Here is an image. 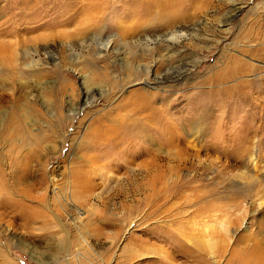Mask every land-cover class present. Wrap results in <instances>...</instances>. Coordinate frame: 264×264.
Here are the masks:
<instances>
[{
    "label": "rangeland",
    "instance_id": "1",
    "mask_svg": "<svg viewBox=\"0 0 264 264\" xmlns=\"http://www.w3.org/2000/svg\"><path fill=\"white\" fill-rule=\"evenodd\" d=\"M166 12L185 16L174 25L183 33L178 41L132 42L134 22ZM164 45L176 53L172 64L186 62L192 75L169 88L173 70L163 91L150 88L157 94L150 105H140L134 92L141 86L129 83L140 75L132 55L147 67ZM221 51L249 69L218 82ZM239 82L247 85L230 92ZM152 106L166 110L161 125ZM179 122L202 133L187 150L195 166L164 173L156 194L136 188L139 174L123 182L122 155L105 168L97 161L108 153L104 131ZM157 142L170 151L167 140ZM243 171L257 180L245 182L254 193L228 194L224 187ZM179 182L184 196L172 185ZM72 206L82 225L73 223ZM160 224L168 235L182 231L181 245L159 235ZM140 243L155 252L130 261ZM0 246V264L255 262L257 247L264 248V0H0Z\"/></svg>",
    "mask_w": 264,
    "mask_h": 264
},
{
    "label": "bare ground",
    "instance_id": "2",
    "mask_svg": "<svg viewBox=\"0 0 264 264\" xmlns=\"http://www.w3.org/2000/svg\"><path fill=\"white\" fill-rule=\"evenodd\" d=\"M160 6H161V4H160ZM163 7L165 8V5ZM163 7L161 9H163ZM234 11H238V9H234ZM156 16H157V18L155 17L156 19L148 20L149 19L148 18L145 20H137L136 22H134V24L132 23L133 28L132 27L131 28L134 31V32H132V34H134V35L137 34V35H135L136 39L134 38V40H132L133 43L136 44V42H138L139 40H141V41L147 40V38H151L152 36L153 37H159L162 39L165 38L166 40L178 41L179 36L183 35V33H180L179 31H174V25L178 21L183 19V17H185L184 15L177 18V17H175L174 13L171 14L170 12H166V13H161L160 15H156ZM177 25H179V24L177 23ZM135 28H137V29H135ZM157 28L161 29L158 31H160V33H163V34H160L158 31H156ZM142 29H144V30H142ZM253 35L256 36V32L255 33L253 32ZM246 36L247 35H245V37ZM250 36H249V38H250ZM259 36H261V35H259ZM164 46L167 48L163 47V49H162V46H161L159 52L157 53L158 56L156 54L157 57L155 59H153V61L151 60L152 65L150 64L147 67L145 65L139 63V62H141V57H140L141 55H134V54L132 55L133 56L132 60L134 63H136V71L140 75L138 78L130 81L129 83L132 84L133 82L136 83V81H137L136 84H140L141 89L136 90V92H134V96L136 97V101L138 103H140V105L141 104L142 105L143 104L144 105H150V102L154 98H156V95H157L156 93H151L150 91H154V92L159 91V90L163 91L165 86L163 87L162 83H163L164 79L170 78L169 73H172L173 70L174 71L176 70V73H175L176 76H173V78H172V79L176 80L175 81L176 84H174L173 86H169V88L179 86L180 84L187 82V80H189V78L186 79V76L192 75L191 73L193 71L191 69H189V67H187L186 62H181V63L176 62V64H172L171 61L173 59L177 58L176 53H170L167 50L170 47L169 45H164ZM226 50L229 51V49H226ZM142 54H144V53H142ZM220 56H222L220 58H224L226 60V63H224V67H222L223 70L221 72H223V73L220 74L222 76L218 77V79H217L218 82H221V81L223 82L229 78L235 77V75L237 74L236 72L247 71L249 69V68H247V66L242 67L244 65H242L241 62L239 63L236 60L237 58L231 56L227 52L221 51ZM137 59H139L138 60L139 62L136 61ZM153 68H155V71H153ZM149 77H151V78H149ZM148 79L153 81V84L151 87L149 86V82H147ZM86 80H87V78L83 77L82 85L87 83ZM246 85H247L246 83L239 82L236 85H234L231 88V90H229V91L230 92H232V91L236 92L238 87H245ZM150 88H151V90H150ZM86 90L87 89L84 90V92H83L84 94H86ZM200 93L201 94H207V93L213 94L214 92H212V90H209L208 92H206L204 90ZM175 97L176 96H174V99H169V101L166 102V105L167 104L170 105L171 102L176 100ZM134 100H135V98H134ZM152 110L155 114L156 113L158 114L156 122L158 125H161L163 120H166V119H164L167 116L166 110L161 109V107L156 108L153 106H152ZM160 116L162 118H160ZM179 120L180 121L185 120V116H182L181 118H179ZM165 122L168 123V121H164V123ZM160 127H162V126H160ZM182 127H185V126H182V122H179V125H174V126L173 125H167L166 127L163 126L161 129H157V128L153 127V129L151 131L146 130V129L140 130L139 132H127V133H118L117 131H114V130L104 131L103 133H101V137H102L101 144L104 145V147L108 149L107 150L108 153L106 154V152H105V154H103L104 156L99 157L97 161L100 163L102 162L101 168H103V167L105 168V166L111 164L112 161H116L119 155H122V160L119 162V163H122L121 164L122 166L120 164H118V165L121 168H124V166H123L124 161H126V163L128 165V168L125 169V173H124V175H126V177L121 178V179H123V182H128L129 180L132 181V177H134V175H136V174H139V175H141L142 178L140 179L139 185L136 188H138V190H140L142 193L147 192V191H150V192L152 191L154 194H156L160 191V186H162V184H163L164 175H165L164 173L169 171L170 174H175L178 172H182L184 170V168L187 167L188 165L191 168H194V166H195L194 162L196 160L195 159L196 157L193 156V154H189L187 152V150H189L188 148L194 147V144L200 143L202 133L200 130L196 129V127L195 128L191 127V129H189V128L186 129V128H182ZM98 133H99V131H98ZM96 139H97V137H96ZM159 139L168 141V143L170 144V146H168L170 148V151L166 152L164 149H162V147L157 142V140H159ZM145 142H147L148 145H151L154 148L153 149L148 148V145ZM121 144L124 146H120ZM182 144L183 145L185 144L187 149L181 150L180 148L182 146L180 148L178 147ZM98 146H99V144H98ZM145 157H148V159L145 160V162H143L141 164H137V163L135 164V160L142 159ZM165 161H167V164H168L167 167H166V165H164ZM116 162H118V160ZM163 167H165V170L162 169ZM90 172L91 173L98 172V168L93 167V168H91ZM102 177L103 176H101V178ZM121 177H123V176H121ZM249 179H252V181H257L255 178H253V177L251 178L249 175L246 176L244 171L241 173H236L235 175H233L231 180H229V182L226 184V186L224 188H225V190H227L229 192L228 194L231 193L232 195H235L236 197L241 198V197L248 196L254 190L253 185H249V184L245 183ZM119 180H120V178H119ZM119 180H118V182H119ZM179 184L173 183L172 185L176 186V188L173 187V189L175 188L176 190L177 189L181 190L180 194L183 195V194H185V193H183L184 192L183 191L184 185L180 182H179ZM50 187L53 188L54 185L53 186L50 185ZM54 188H55L54 189V191H55L56 187H54ZM94 190H95L94 187H92L90 192H89V189H86L84 191V193L86 194L84 200H88V198H87V197H89L88 194L91 195ZM173 193H174V191H173ZM182 195H180V199L183 198V197H181ZM100 200H101V198H100ZM101 201H103V200H101ZM147 202L150 203V201H147ZM88 203H89V201H86L85 205ZM97 206H98V211H99L98 213L100 215L101 214L103 215L104 214L103 212L105 211L104 208L106 205L104 206V203H102V204L99 203ZM140 206H137V208L135 207V210L136 211L140 210V208H141ZM72 208H74L73 211L75 212L74 217L72 218L73 223L75 222L76 225H78V224L82 225V223H79V222L76 223V221H80V219L82 217L81 211H79L75 206H72ZM178 213H180V212H178ZM85 220H87V219H85ZM157 226L158 227H156V229L159 230V231L157 230L159 235L164 234V235H166V237L170 238L171 241H174V239L177 238V240H175V242H176L175 245H181L180 237L181 236H182V238L184 237V235H183L184 233L182 231L177 229V234H174L170 231V234L168 235L167 229L164 228L163 225L160 224ZM161 236H163V235H161ZM161 236H159V237H161ZM115 237H116V233H114V237H111V239L114 240ZM117 237H118V235H117ZM86 238L87 237H86V233H85V235H83V237H82V241L85 242L86 244H88V241ZM19 243L22 246L27 245L26 242H24V240H21V239L19 240ZM138 245H139V251H140L139 253L137 251L131 252L129 250L130 254L127 257L130 258V261L135 259V258L137 259V257H142V255H144V254L146 255V253L152 252V254H153V252H155L152 249L146 250V247L143 243H140ZM256 250L255 251H256V259L257 260L255 262H252V264H264V248L261 249V248L257 247ZM127 253H128V251H127ZM128 259L126 260V263L128 262ZM4 260H5V263L10 262L6 259H4ZM248 260H250V259H248ZM245 264H249V263L245 262Z\"/></svg>",
    "mask_w": 264,
    "mask_h": 264
}]
</instances>
